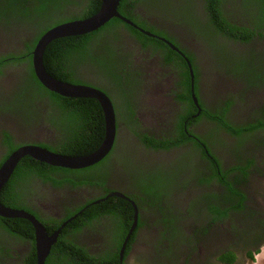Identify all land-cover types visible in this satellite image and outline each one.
Returning a JSON list of instances; mask_svg holds the SVG:
<instances>
[{
  "label": "flooded vegetation",
  "instance_id": "af4514ba",
  "mask_svg": "<svg viewBox=\"0 0 264 264\" xmlns=\"http://www.w3.org/2000/svg\"><path fill=\"white\" fill-rule=\"evenodd\" d=\"M204 1L149 0L137 4L134 10L141 20L174 37L176 40L172 42L180 53L173 52L182 61L187 58L193 69L196 68L194 94L200 110L195 114H199L197 117L192 116L196 117L191 118L195 121H189L186 130L190 141L167 150H154L145 148V143L134 134L140 131L157 140L174 137L175 120L185 111L179 102L183 91L177 86L178 70L171 66V77L165 76L166 71L162 72V68L166 65L160 53L143 48L129 32L123 31L125 38L120 42V49L127 55L125 75L130 73V83L124 88L128 100L115 88L109 89V95L101 90L111 102L114 97L123 116L115 115V142L110 153L100 161L105 164L98 169L99 178L87 181L97 184L64 179L56 184L62 178L55 173L51 175L53 181L34 177L20 185V178L14 177L19 162L0 190L3 200L8 197L10 188L13 189L17 193H14L17 202L9 208L34 216L48 235L60 228L44 264L60 249L64 230L70 233L68 239H75L86 255L85 264H257L258 257L260 264H264V127L236 137L217 122L220 116L216 115L217 111L221 115L223 109H227L224 118L236 129L264 120V36L254 34L249 41H234L209 29L204 34L183 33L178 28L185 23L178 22L186 17L187 20L191 17L194 28L207 30L201 13ZM135 26V30L141 29ZM245 27L253 31L248 25ZM22 39L24 36L16 24L3 28L0 31L1 55L14 53V48H20ZM4 43L11 44L9 50L3 47ZM229 52L235 58V68H242L241 77L219 62L221 55ZM103 53L102 48L96 47L93 55ZM117 67H124V64ZM86 70L87 80L82 83L95 87L91 79L99 78L97 72L89 75L91 70ZM188 72L190 75L189 68ZM132 77L136 81L132 82ZM100 81L105 87L107 82ZM29 84L20 63L4 65L0 74V167L22 145L49 149L58 139L57 131L48 122L51 114L47 104L34 105L35 111L31 108L30 116L23 107L20 113V88L26 89ZM32 93L28 87L23 99L30 98ZM129 106L135 109V124L128 122ZM206 107L211 115H216L215 119L206 117ZM113 109L116 108L113 106ZM25 115L27 119H24ZM193 142L200 145L194 148ZM201 147L207 148L208 156L212 154L219 167L217 176L223 182L208 171L211 160L202 157ZM237 166L244 170H233ZM152 169H164V177L178 181L173 192L169 190L175 198L173 205L165 199L167 197H161L152 206L153 198L139 186L142 182L150 183L156 194V187L160 185L151 181L154 179L151 178ZM200 173L206 182H198L202 177ZM135 178L140 184L134 183ZM156 180L164 182L167 179ZM114 193L124 196L121 199L136 209L137 225L130 234L133 221L121 230L117 218L106 214L110 200L116 197L109 195ZM2 200L0 204L4 205ZM95 210L100 215L88 220L87 215ZM77 214L75 219L67 222ZM78 219L83 220V224L78 231L72 232L71 226ZM14 237L0 226V264H24L33 255L37 263L35 245L19 239L17 244ZM49 264H60V261L53 257Z\"/></svg>",
  "mask_w": 264,
  "mask_h": 264
},
{
  "label": "trees",
  "instance_id": "16d2710c",
  "mask_svg": "<svg viewBox=\"0 0 264 264\" xmlns=\"http://www.w3.org/2000/svg\"><path fill=\"white\" fill-rule=\"evenodd\" d=\"M101 1L102 0H0V31H2L3 28L8 29L13 24H16L17 28H20V34L24 36V39L20 40V48H14V53L1 55L2 51H0V74L3 72L4 65L9 62L20 63L23 66L27 75V81L31 82V84L27 85L26 89L20 88V113L23 107L25 113L30 116V109L32 108L34 110V105L47 104L51 114V118L48 122L58 133V139L55 141L53 147L50 146L48 150L66 156H85L91 154L101 146L105 137L103 111L99 102L95 99L65 98L46 90L34 75L32 69V51L37 41L47 30L68 21L86 19L95 15L100 8ZM148 1L149 0H121L117 10L122 17L139 26L144 32L152 34L153 37L148 36L144 32L135 30L120 19L114 18L93 33L61 38L49 43L43 54V66L52 78L70 84H85L82 83L84 75H86L84 73H88L86 69H90L92 73H94V71L95 73L97 72L99 78L96 75L95 77L99 80H105L104 78L108 79L114 87L120 90L119 94L128 100V95L124 88L125 84L130 83L128 81L130 73L129 75L128 73L125 75V70H128L126 68L127 64L125 65L127 61L125 57L127 55L126 53H122L120 42L125 38L123 37V31L125 33L129 32L138 40L143 48H149L151 51L160 53L163 62L169 67L174 66L179 72V83L177 86L183 91L182 95L179 97V102L182 104L185 111L183 115H179L178 119L175 120L176 135L174 137L165 136L157 140L153 136L149 137L148 134L144 135V133L140 131L134 132V134L145 143V148L167 150L178 144L190 141L186 137V130L190 125L189 121H191V123L195 121L191 118L195 119L197 117L195 114L200 106L197 107L194 104L191 96V79L186 62L182 61L183 59L181 60V58L173 52L169 46L162 42L161 39H158V37L173 42L176 39L170 37L166 31L158 30L154 26H150L145 20H141L138 15H135L134 10L136 5ZM191 1L192 0H190V2ZM228 4L230 7H228ZM73 7H75V9H73ZM201 13L206 24L203 25L205 27L207 26V30L198 26L194 28L193 23L190 22L191 17H189L188 20L186 17L178 22L185 23L184 26H179L180 28L178 29L183 30V33L188 35L198 34L200 32L204 34L209 29L213 30L215 34L234 41H249L254 34L264 36V0H205L202 5ZM235 17L238 18L236 19ZM167 19L170 18L167 17ZM172 20L175 21V19ZM198 20L199 22L202 21L201 16L198 17ZM245 25L253 28V31L247 30ZM9 45L11 44L4 43L3 47L5 46L9 50ZM96 47L104 50L103 55H93ZM179 59L181 61H177ZM120 64H124V67H117ZM194 74L196 73L194 72ZM133 81H136V79L132 77V82ZM101 85L103 87V84ZM28 87L33 91L32 96L28 99H23ZM95 87L102 91H105V89L109 90L107 84H105L104 90L100 88V85H95ZM106 94L109 95V91ZM113 106L116 108L114 111L115 115L117 114L118 117L119 115L123 116V113L118 109L120 107H117L115 104H113ZM127 109L129 112L128 122H130V124L137 123V118L133 115L135 109L130 106ZM206 109L205 115L208 119H215L214 116L216 115L220 116L217 118V122L221 124L222 127H226V129L236 137L244 133L253 132L257 128L264 127V120H260L256 124L236 129L229 126L224 118L227 109H223L221 115L217 111L214 116L209 112L210 109L207 107ZM194 115L196 117H192ZM24 119H27L26 115ZM126 128L128 130L132 129V127ZM193 143L194 148L200 145H198L197 142ZM200 150L204 159L211 160V167H209L208 171L213 173L214 177L218 178L217 171L219 167L215 159L212 158V154H210L211 157L208 156L209 152H206V147H201ZM40 164L41 163L29 157H25L20 161V166H18L14 177L20 178L21 185V182L25 183L28 179L34 177L41 178L44 181L52 180L51 175L58 173L57 175H60L62 179L59 182H55L56 184L64 182V179L70 182L74 180L82 184L85 182L94 183V185H96V182L87 181H96L94 179H96L98 175H87L86 171L91 173L98 170L105 164V161L89 169L80 171L55 168L46 164L41 166ZM238 169L240 171L244 170V168L240 166H237L233 170ZM209 180H211V178L207 181ZM198 182L202 183L206 181L205 178L202 179V177H200ZM14 193L16 192L10 188L8 197L3 198V200L2 193L0 194V201H3L4 206L14 207L17 202L14 198ZM110 202L106 214L117 218L121 230H125L131 221H133L134 208L132 209L125 200L119 197L111 199ZM98 215H100V212L97 210L92 211L87 215V219H94ZM82 219H84V217H82ZM82 224L83 220H76L74 226H71V231H78ZM0 226L3 227L6 233L13 235V237L16 236L17 239L23 242L27 240L34 244V229L27 220L2 219ZM67 233V230H64L59 246L60 249L55 251L54 254L52 253L48 258V262L45 264H49V260L53 257L58 258L60 264H85L86 255L82 249L77 246L75 239H68L70 233ZM69 246H73V249ZM24 264H37L35 256L33 255L31 259H27Z\"/></svg>",
  "mask_w": 264,
  "mask_h": 264
},
{
  "label": "water",
  "instance_id": "95a60500",
  "mask_svg": "<svg viewBox=\"0 0 264 264\" xmlns=\"http://www.w3.org/2000/svg\"><path fill=\"white\" fill-rule=\"evenodd\" d=\"M121 0H102L98 12L86 19L72 20L59 24L47 30L37 41L32 51V69L38 82L48 91L66 98H88L95 99L99 102L105 121V137L101 146L85 156H66L52 152L46 148L36 145H23L15 150L0 167V190L12 175L17 164L25 157L49 165L55 168L67 170H81L92 167L102 161L111 151L116 135V121L112 104L109 98L99 89L85 84H70L58 81L52 78L43 66V54L49 43L54 40L76 37L93 33L102 28L106 23L114 18L120 19L133 28L137 27L128 19L122 17L117 8ZM140 32H144L138 29ZM153 37L152 34L146 33ZM169 46L180 53L176 47L169 43ZM190 69L191 76V92L194 104L198 107V101L194 94L193 70L188 59L185 60ZM109 196L124 198V196L114 193ZM98 203V202H96ZM135 209V207H133ZM80 214V213H78ZM75 215L69 221L75 219ZM0 217L7 219H24L31 223L34 229V245L36 249L37 264H44L45 258L48 256L51 246L56 242L60 232V228L52 235H48L46 229L31 214L23 211L12 209L0 204ZM137 225V212L135 209L133 216V224L130 233ZM129 236H127L125 243ZM124 243V246H125ZM123 246V248H124ZM123 252V249L121 253Z\"/></svg>",
  "mask_w": 264,
  "mask_h": 264
},
{
  "label": "rangeland",
  "instance_id": "374dc122",
  "mask_svg": "<svg viewBox=\"0 0 264 264\" xmlns=\"http://www.w3.org/2000/svg\"><path fill=\"white\" fill-rule=\"evenodd\" d=\"M3 6V5H2ZM203 49H205V46H203ZM206 51H207V49H206ZM219 62L221 63V64H223L226 68H227V70H229L232 74H235V75H238V76H240L241 77V75H242V68L240 67V68H238V69H236L235 68V58H234V56H231V54H230V52L228 53V54H226V55H221V58H220V60H219ZM162 72H165L166 71V68L165 67H163L162 68ZM194 71H195V73H196V68H194ZM210 72V70H208V73ZM84 74H86V75H84V80H87L86 79V77L88 76V73H84ZM92 73L90 72V74L89 75H91ZM169 75H170V77H171V75H172V73H169ZM196 75V74H195ZM165 76H167V75H165ZM105 80H106V82H107V87L109 88V89H111L112 88V90H114V88H115V90H117L116 92H118L119 93V91L120 90H118L116 87H114L113 85H112V83L108 80V79H106V78H104ZM91 81L93 82V83H95V85H97V86H99L100 85V88H103V90L105 89L104 87H102V83H101V81L99 80V79H91ZM105 91L106 92H108L109 90L107 89H105ZM115 94V93H114ZM112 102H113V104H115L116 105V103H114V97H113V99H112ZM203 123H205V121H203ZM124 133H126L125 131H123ZM127 136H128V134H127ZM117 158V157H116ZM128 158V157H127ZM126 158V159H127ZM126 159L124 160V164L125 165H127L126 164ZM128 160V159H127ZM104 166V165H103ZM101 168V167H100ZM99 168V169H100ZM136 174H138V171H136V169H134L133 170ZM163 171H164V169H161V170H159V169H152V177L151 178H154V179H152L151 181L154 183V184H157V183H159V185H160V187L158 188V187H156L157 188V190H156V194L155 193H153V191L151 190V187H150V183H145V182H142L141 184H140V182H138V181H136V180H139V179H134L135 181H134V183H137V184H140L139 186L142 188V189H144V191L146 192V194L148 195V196H150V197H152L153 198V201L151 202V205L152 206H155L157 203H158V200L157 199H160L161 197H167V198H165L167 201H168V199H169V202H170V204H172L173 205V203H174V201H175V198H174V196H173V194H172V192H173V187H176V185L178 184V181L177 180H175V179H170V176H168V177H164L163 175ZM98 172H99V170H96V171H94V172H91V173H89V172H87L86 171V174L87 175H91V174H97L98 175ZM132 172V171H131ZM151 173H148V175H150ZM201 174V176H202V179H204V176H203V173H200ZM99 176L100 175H98L97 177L99 178ZM102 176V175H101ZM146 177H149V176H147L146 175ZM200 178V177H199ZM156 179H167L166 181H158V180H156ZM146 180H148V179H146ZM150 187V188H149ZM169 190H172V192L170 193L169 192ZM170 194H169V193ZM169 206V205H168ZM169 207H171V206H169ZM159 209H162V208H159ZM176 232H178V229H176ZM16 243L17 244H19V242L16 240ZM21 244L22 243H20V247H21ZM24 245V244H23ZM71 249H73V246H69ZM260 264V263H259Z\"/></svg>",
  "mask_w": 264,
  "mask_h": 264
},
{
  "label": "clouds",
  "instance_id": "9594fccd",
  "mask_svg": "<svg viewBox=\"0 0 264 264\" xmlns=\"http://www.w3.org/2000/svg\"><path fill=\"white\" fill-rule=\"evenodd\" d=\"M158 39H161V41L162 42H164L167 46H169V43L170 44H172L174 47H176L174 44H173V42L172 41H168V40H166V39H162V38H159L158 37ZM170 47V46H169ZM171 48V47H170ZM172 49V48H171ZM173 50V49H172ZM187 58H185V60H186ZM186 62V61H185ZM190 62V61H189ZM191 63V62H190ZM187 64V63H186ZM164 65H166L165 63H164ZM191 66H192V63H191ZM188 67V66H187ZM165 68H166V72H165V74L164 75H168L171 71H172V67H169V66H165ZM192 70H193V74H194V69H193V66H192ZM195 74H194V77H193V83H194V81H195ZM190 79H191V76H190ZM92 87H94V86H92ZM95 88H97V87H95ZM191 88V87H190ZM98 89V88H97ZM100 90V89H99ZM106 95V94H105ZM191 95H192V93H191ZM107 96V95H106ZM62 97V96H61ZM108 97V96H107ZM66 98V97H65ZM109 98V97H108ZM110 100V99H109ZM110 102H111V100H110ZM111 104H112V102H111ZM112 107H113V104H112ZM114 110V109H113ZM115 114V113H114ZM199 115V114H198ZM197 115V116H198ZM202 121H204V120H202ZM116 129H117V127H116ZM27 145H29V144H27ZM23 146V145H22ZM37 146V145H36ZM21 147V146H20ZM18 149V148H17ZM16 149V150H17ZM30 158V157H29ZM38 162V161H37ZM40 163V162H39ZM41 164H43V163H41ZM8 234V233H7ZM14 238H16V240H17V237H14ZM255 262H257V264H259L260 263V257H258V259L255 261Z\"/></svg>",
  "mask_w": 264,
  "mask_h": 264
}]
</instances>
